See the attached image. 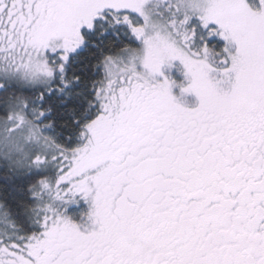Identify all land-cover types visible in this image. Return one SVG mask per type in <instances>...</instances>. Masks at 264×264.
Listing matches in <instances>:
<instances>
[{"label": "snow or ice", "instance_id": "snow-or-ice-1", "mask_svg": "<svg viewBox=\"0 0 264 264\" xmlns=\"http://www.w3.org/2000/svg\"><path fill=\"white\" fill-rule=\"evenodd\" d=\"M0 264H264V0H0Z\"/></svg>", "mask_w": 264, "mask_h": 264}]
</instances>
